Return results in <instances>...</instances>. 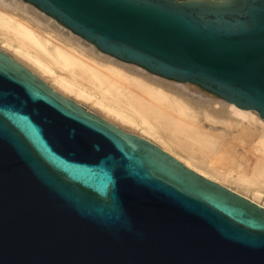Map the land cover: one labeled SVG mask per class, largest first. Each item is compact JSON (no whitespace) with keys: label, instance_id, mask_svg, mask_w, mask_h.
I'll return each instance as SVG.
<instances>
[{"label":"water","instance_id":"water-1","mask_svg":"<svg viewBox=\"0 0 264 264\" xmlns=\"http://www.w3.org/2000/svg\"><path fill=\"white\" fill-rule=\"evenodd\" d=\"M22 1L264 120V0ZM0 264H264V207L0 49Z\"/></svg>","mask_w":264,"mask_h":264},{"label":"rangeland","instance_id":"rangeland-1","mask_svg":"<svg viewBox=\"0 0 264 264\" xmlns=\"http://www.w3.org/2000/svg\"><path fill=\"white\" fill-rule=\"evenodd\" d=\"M3 8L6 9L5 14L13 17L18 21H21V23H23L27 27H31L35 31L37 37L40 38L51 51H55L58 46L69 47L79 55L84 54L86 56L85 59L87 60H94L97 62V64L115 67L121 75L115 78L117 80V86L121 87L124 91L128 92L130 89L136 91L137 89L135 88L139 87H136L133 83H136V85H143L144 83L147 84V86L154 88L159 93H163V95L169 102L166 104L161 103L158 107L166 108V105L170 104L172 109H170V105L169 107L167 106L168 109L166 110L164 108H161L164 112H172L173 114L178 115L179 112L175 113L173 108L178 105L179 102L187 104L189 108L187 107L186 110H183L185 113V117L190 122L192 121L193 124H196V126H201L200 128L202 129V131H204L205 133L207 132L206 134L209 135L210 139L209 144H211L208 146L210 152L197 145L189 144L186 147L181 146V142L175 136L170 134V132H167L166 130L165 132H163L161 130V126H158V120L153 118L152 122H154V125H156L157 128H160L161 130L159 133H162V136L165 137V139L169 140L171 144L173 143V146L176 148L175 152L173 153L177 154L180 158H185L186 155H188L189 157L195 156L194 159H199L202 162L204 161V163L206 162V166L212 165L218 166L219 168L227 167L228 170H232V177L236 175L237 171H241L242 168H250L251 171L250 169H246L249 171H246V173L247 175L249 174L248 177L251 181L249 179L245 180L248 182H234L230 180L231 183L225 182L224 186L228 188L230 187V189L234 191H239L238 193L244 194L248 198H252L256 203L262 204L264 206V176L261 177L255 170H253V168H257L261 163H264V147H262V144L259 143L264 138V120L260 119L258 123H254L255 125H250L251 130L258 134L257 139V137H254L247 131H244V125L246 121L241 122L240 119L237 118L232 112H230L232 116L230 115V118H228L227 120L216 119L212 115V113L219 110L221 105L228 104L218 96L206 95L203 88L199 86H192L191 83H181L175 80L166 79L164 77L155 75L138 65L131 64L105 54L101 52L96 46L82 39L80 36L72 32L69 28L65 27L53 17L36 10L35 6L28 2H23L22 0H0V9ZM0 49L7 52L16 60L27 66L39 78L49 84L54 90L68 98L74 99L76 102L83 105L88 111L96 113L107 121L119 126L120 128L128 132L139 134L146 139L154 142L155 144L159 143L158 146L161 145V143L158 142V138H151L147 135H144L146 133H143L142 125L137 124L134 126H128L118 123L117 121L107 116L105 114V111L100 110L98 107L92 105V103H90L89 101L87 102L81 100L79 97L72 93H64V91L60 87H58L52 77H46L47 75L39 72L35 67H33V65L26 63V61H23L21 58H19L13 48L6 45L2 41V39H0ZM81 52L83 54H80ZM74 73L78 76H81L83 80L88 84L90 83V81H92V79L87 74H84L80 70H75ZM143 76L145 77V79L149 78L152 80L148 79L147 81L143 78ZM149 82L153 84H150ZM145 92L146 91H144V95H141L143 94V91L140 92L139 88L135 92V95L140 98L142 97V99L144 98L142 101H144L145 98H148L146 100H149L150 102L153 101V103L151 102L152 104H154V102L157 103L156 101L151 100L152 97L150 96V94H148V92L145 95ZM207 99L212 102L211 106L207 105V102L205 101ZM156 105L159 104L157 103ZM246 125L248 124L246 123ZM242 134L244 135L242 136ZM155 139H158V141ZM172 141H176L177 143H174ZM232 153L235 155H233ZM246 157H250V159H247ZM232 163L235 165H233ZM245 164L247 165V167H243V165L246 166ZM257 190H260L261 193H257Z\"/></svg>","mask_w":264,"mask_h":264},{"label":"bare ground","instance_id":"bare-ground-1","mask_svg":"<svg viewBox=\"0 0 264 264\" xmlns=\"http://www.w3.org/2000/svg\"><path fill=\"white\" fill-rule=\"evenodd\" d=\"M5 11L6 9L4 8L0 9V39H2V41L6 45L13 48L17 56L23 61H26V63L33 65V67H35L39 72L47 75L46 77H52V79L56 82L58 87H60L64 91V93H72L79 97L81 100L87 102L89 101L90 103H92V105L98 107L102 111H105V114L107 116L117 121L118 123L128 126H134L137 124L142 125L143 133H146L144 135H147L151 138H158L159 141L158 139L155 140L161 143L162 146H160L163 150L180 160L192 170L215 182H218L222 185H224L225 182H230V180L234 182H248L245 181L249 179V174L247 175L246 173V171L248 170L246 169L250 168H242L241 171H237L236 175L232 177V170H228L227 167L219 168L218 166L212 165L206 166V162L204 163V161L202 162L199 159H194L195 156L189 157L188 155H186V157L188 156L187 158L185 156V158H180L177 154L173 153L175 152L176 148L173 146V143L171 144L169 140L165 139V137L162 136V133H159L161 130L163 132H165V130L167 132H170V134L175 136L181 142V146L183 147L192 144L202 147L206 151H209L208 146L211 145L209 144L210 139L209 135L206 134L207 132L205 133L204 131H202V129L200 128L201 126L198 127L196 126V124H193L192 121L190 122L188 119H186L183 110L187 109V104L179 102L178 105L173 108L175 113L179 112L178 115L173 114L172 112L166 113L161 109L164 107H158L161 103L166 104L169 102L165 98L163 93H159L154 88L147 86V84L143 83V85H136V83H133L136 87L140 88V92L143 91V94L141 95H144V91H146L145 95L148 92V94H150V96L152 97L151 100L156 101L159 105H156L157 103L155 102L154 104H152L153 101H151V103L149 100H146L148 98H145V100L142 101L144 98L142 99V97L140 98L135 95V92L139 88H135L137 89L136 91L130 89L128 92H126L121 87L117 86V80L115 78L118 77L120 73L115 67L97 64V62L94 60H87L85 59L86 56L82 52L80 54H83L84 56L77 54L69 47L58 46L55 51H51L47 47V45L37 37L35 31L31 27H27L26 25L21 23V21H18L13 17L5 14ZM75 70H80L84 74H87L92 79V81H90V83L88 84L83 80L81 76H78L74 73ZM143 78L145 79L144 76ZM148 79L145 80L148 81ZM149 83L153 84L151 82ZM205 101L207 102L208 106L212 105V102L209 101V99ZM169 105H166V108L164 109H168L167 106L169 107ZM230 112H232L237 118H239L241 122L246 121L244 125V131H247L249 134L257 137L258 139V134L251 130L250 127V125L256 122L258 123L261 119L257 112L242 110L235 105L228 104L221 105L219 110L213 112L212 115L216 119L227 120L228 118H230ZM153 118L158 120L157 123L158 126H161V130L160 128H157L156 125H154L155 123L152 122ZM246 123L249 125V127L248 125H246ZM243 135L244 134H242V136ZM172 142L177 143L176 141ZM259 143L262 144V147H264V138ZM247 159H250V157ZM243 167H247V165H243ZM253 170H255L261 177L264 176V163H261L257 168H253ZM256 192L261 193L260 190H257ZM249 199L254 201L252 198ZM260 205L263 206L262 204Z\"/></svg>","mask_w":264,"mask_h":264}]
</instances>
